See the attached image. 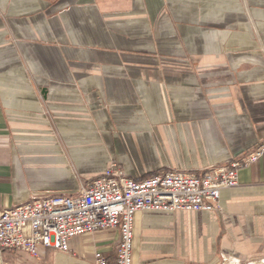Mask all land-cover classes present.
Listing matches in <instances>:
<instances>
[{
  "label": "crops",
  "instance_id": "crops-1",
  "mask_svg": "<svg viewBox=\"0 0 264 264\" xmlns=\"http://www.w3.org/2000/svg\"><path fill=\"white\" fill-rule=\"evenodd\" d=\"M264 142V0H0V207L77 195L110 162L141 180L201 172ZM212 212L141 211L132 264H264V155ZM116 231L69 253L112 260Z\"/></svg>",
  "mask_w": 264,
  "mask_h": 264
},
{
  "label": "built area",
  "instance_id": "built-area-1",
  "mask_svg": "<svg viewBox=\"0 0 264 264\" xmlns=\"http://www.w3.org/2000/svg\"><path fill=\"white\" fill-rule=\"evenodd\" d=\"M263 155L264 142L224 165L201 172L165 170L138 181L111 161L75 196H38L17 207H0V261L5 252L34 258L38 247L69 253L73 238L112 230L119 238L112 260L107 262L95 251L93 263L132 264L136 213L212 212L218 208L221 191L238 185V171Z\"/></svg>",
  "mask_w": 264,
  "mask_h": 264
}]
</instances>
